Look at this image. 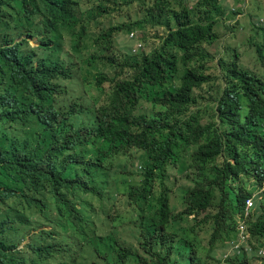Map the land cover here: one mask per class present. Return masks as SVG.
<instances>
[{"label": "trees", "instance_id": "16d2710c", "mask_svg": "<svg viewBox=\"0 0 264 264\" xmlns=\"http://www.w3.org/2000/svg\"><path fill=\"white\" fill-rule=\"evenodd\" d=\"M190 2L0 0V264L264 259V41L251 43L261 75L210 53L221 0ZM156 17L160 45L118 56L115 36ZM171 172L186 181L176 214ZM249 197L252 251L217 260Z\"/></svg>", "mask_w": 264, "mask_h": 264}, {"label": "rangeland", "instance_id": "374dc122", "mask_svg": "<svg viewBox=\"0 0 264 264\" xmlns=\"http://www.w3.org/2000/svg\"><path fill=\"white\" fill-rule=\"evenodd\" d=\"M194 1L195 0H191L189 6H192ZM221 5L224 15L220 17V21L215 27V32L218 34L219 39L207 49L210 53L215 55H217L218 51H221L219 54H222L225 48L231 51L233 50L238 55L237 61L241 68L256 75H261L262 68L254 48L251 47V43L263 44L264 41L262 32L259 30L260 28H264V0H221ZM232 12L235 14L233 15ZM163 21V17L160 19L156 17L153 19L152 24H144L142 29L136 30L137 39L141 40L145 47L142 51L143 53H148L154 45H160L162 39L166 36V29L162 24ZM101 28L102 27L96 28L94 32H99ZM137 39L135 37L130 39L129 33L127 32L118 33L114 38L116 41L114 45H116L117 55L121 56L125 54V52L131 51L130 49L135 45V42L138 41ZM30 44L32 46L37 45L35 40H30ZM228 54L225 55L228 56ZM100 70L105 73H112L102 66H100ZM109 76H112V74H109ZM102 85L107 89L108 83ZM89 90L90 96L94 98L103 97L102 95L99 96V93L95 92L92 88H89ZM203 95L207 99V102L198 104L196 111L199 112L202 123H205L211 121V113L206 106L212 102L208 99V94L204 93ZM146 109L147 103L143 102L141 111H145ZM171 174L173 187L170 204L174 206L173 212L176 214L182 210V206H179L177 188L181 185H186V181L181 179V176L177 175L175 172H171ZM206 235L209 236L208 233ZM201 237H203V243H205L204 235L201 234ZM229 242H218L216 244L213 255L217 260H222L227 253L231 255ZM251 264H264V259L260 260L258 257L256 258L253 256L251 257Z\"/></svg>", "mask_w": 264, "mask_h": 264}, {"label": "clouds", "instance_id": "9594fccd", "mask_svg": "<svg viewBox=\"0 0 264 264\" xmlns=\"http://www.w3.org/2000/svg\"><path fill=\"white\" fill-rule=\"evenodd\" d=\"M232 11H234V10H232ZM62 31H63V47H64L65 50H70V37H69V34H67L65 30H62ZM130 34H133L134 37L137 39V37H136V33H135V32H131ZM130 34H129V38H130V39H133L134 37H130ZM22 35H23V36L21 37L22 39L26 37L25 34H22ZM26 39H28V41H29V45H30L31 47H36V46L39 45V42H38V40H37L36 38H26ZM30 40H35L36 43H37V45H36V46H32V45L30 44ZM137 40H138V39H137ZM17 41H20V40L18 39ZM138 44H140L141 47H140L137 51L134 52L133 50H134V48L136 47V45H138ZM143 49H144L143 43H141V42L138 40V41L135 42V45H133V47L130 49V50H131L130 52H131L132 54L135 55V54H138V53H142ZM76 71H77V66L75 65V66H74V69H73V78H72L71 80H63V81H60V82H59V83L61 84L62 88L65 90V93H64L61 97H59V101L67 95L66 90H69L70 86L73 85V83H74V78H75V75H76ZM140 167H141L140 164H139L138 162H136L135 168L139 170ZM253 196H254V195H253ZM248 199L252 200V202H253V206H254L253 197L246 198L245 201H244L243 209H242L241 213H240L239 215H237L236 218H235V232H236V237H235V239H232V240L229 242V245H230V252H231V254H233V253H236V254L247 253V252H244L242 249H240V250H236V249L234 248V246H235V244L238 242V239H239V230H238V228H239V223H240V220L243 218V213H244L243 211H244V207H245V202H246V200H248ZM253 206H252V207L250 208V210L248 211V216H247L246 218H244V221H245L244 231H245V234L248 235V239H249L250 236H249V233H248V230H247L246 219L249 217V212L251 211V209L253 208ZM100 217H101V216H100ZM95 220H97V219L95 218ZM19 247H21V245H20ZM19 249H20V248H19ZM228 255H229V253L225 254L224 257H223V259H222V261H223L224 259H226V257H227Z\"/></svg>", "mask_w": 264, "mask_h": 264}, {"label": "built area", "instance_id": "2783aa9c", "mask_svg": "<svg viewBox=\"0 0 264 264\" xmlns=\"http://www.w3.org/2000/svg\"><path fill=\"white\" fill-rule=\"evenodd\" d=\"M130 37H134L133 34H130ZM141 47L140 44L136 45V47L134 48V52L137 51L139 48ZM253 206V202L252 200L248 199L245 202V207H244V213H243V218L240 220L239 223V239L238 242L235 244L234 248L236 250H240L242 249L244 252L250 253L252 251L251 246L249 244L248 241V235L245 234L244 231V227H245V221L244 218H246L248 216V211L250 210V208ZM257 254L261 257H264V249L260 248L257 250Z\"/></svg>", "mask_w": 264, "mask_h": 264}]
</instances>
